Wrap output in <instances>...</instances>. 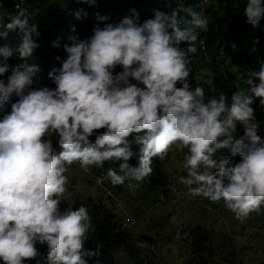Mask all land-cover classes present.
Instances as JSON below:
<instances>
[{"label":"clouds","instance_id":"1","mask_svg":"<svg viewBox=\"0 0 264 264\" xmlns=\"http://www.w3.org/2000/svg\"><path fill=\"white\" fill-rule=\"evenodd\" d=\"M16 8L0 21V39L16 33L14 46L0 45V264H88L100 254L84 246L94 230L87 206L61 208L75 163L87 171L118 162L106 178L113 186L134 181L132 189L151 177L153 158L164 160L176 146L183 153L180 183L192 197L222 201L241 223L261 213L264 121L253 105L264 111V61L243 73L245 87L230 96L206 94L204 84L216 91L212 77L193 87L190 54L209 22L202 10L178 3L143 22L136 9L114 23L95 13L92 35H69L65 57H55L59 67L47 73L54 87L39 86L41 68L28 63L39 48L38 26L26 8ZM72 14L88 16L83 8ZM243 15L258 28L264 0H246ZM51 46L60 47L59 40ZM14 55L23 62L12 66ZM221 150L230 156L218 157Z\"/></svg>","mask_w":264,"mask_h":264},{"label":"rangeland","instance_id":"2","mask_svg":"<svg viewBox=\"0 0 264 264\" xmlns=\"http://www.w3.org/2000/svg\"><path fill=\"white\" fill-rule=\"evenodd\" d=\"M54 2L60 8L63 5L62 0ZM26 14L35 20L36 10ZM126 15L129 10L122 7L116 17ZM42 28L52 30L53 18L46 17ZM220 57L214 72L199 67L191 80L195 87L212 77L215 93L203 85L208 96L221 92L230 96L240 83L245 85L246 77L238 75L237 66L230 60L220 63ZM259 59L264 61V56ZM253 107L257 120L262 121L258 102ZM242 134L238 129L237 138ZM52 140L55 145V138ZM217 156L230 154L221 150ZM182 165L183 153L174 146L163 163L165 185L161 191H152L148 178L132 189L128 184L134 181L113 186L106 178V170L112 167L107 162L87 171L78 163L68 169V191L61 208L69 203L76 208L85 204L92 225L102 228L100 233L106 238L105 250L90 264H264V219L253 212L241 223L222 201L192 197L180 183L185 175Z\"/></svg>","mask_w":264,"mask_h":264},{"label":"trees","instance_id":"3","mask_svg":"<svg viewBox=\"0 0 264 264\" xmlns=\"http://www.w3.org/2000/svg\"><path fill=\"white\" fill-rule=\"evenodd\" d=\"M62 1L63 5L61 8L55 4L54 0L25 1V8L29 12L36 10V14H34L35 20L28 17L30 23L37 24L40 33L39 37L36 38L39 48L34 51L33 56L28 60V63H37L41 68V72L37 76L39 86L54 87L48 79L47 73L53 66L59 67V63L55 60L56 56H60L62 59L65 57L63 44L68 42L67 37L69 35H79L80 38L91 36L92 27L97 22L95 13L99 12L101 15H106V8L98 0L97 6L94 8L80 3L78 0ZM14 3L15 0H0V21L7 23V17L15 14L17 10H12ZM178 3L182 4L185 9L197 12L201 11L196 0H180V2L170 0L168 7H164L162 3H157L154 0H134V3L129 6L122 5V7L124 9L127 7L129 11L136 9L139 13L140 21L143 22L144 19L152 16L153 10L171 13ZM244 6L245 0H213V3L203 10V14L209 22L208 30L206 32H199V40L196 43L197 52L190 54L192 56L191 80L197 75L199 67L207 68L211 72H214L217 69L218 55H221L219 59L220 63L230 60L232 64L236 65L238 68L237 73L241 77H243V73L246 71L258 70V61L260 59L257 56H264V18L261 19L259 27L256 28L259 41L254 46L244 35L243 31L246 24L243 15ZM80 8H83L88 13V16L84 19L76 20L72 13ZM180 15L181 18H187L186 11L181 12ZM46 17L53 18V29L50 31L42 28L43 20ZM72 26H75V32L71 31ZM51 31L53 33L52 36ZM15 38L16 33H10L7 40L0 39V45L11 43L14 46ZM56 40H59L60 47L53 48L51 46L52 41ZM182 47H186V45H182ZM8 62L12 66H16L23 61L18 55H14ZM4 78L6 79V76ZM239 86L245 87L242 83ZM210 96L216 95L210 93ZM262 114V121H264V111ZM259 134L264 135V124H261ZM132 148L133 151H138L137 145L133 144ZM236 159L238 160L239 158L237 157ZM164 160L153 158V174L148 178L149 188L152 191H161L165 185L162 171ZM129 163L135 166L137 163L136 157L134 156L130 159ZM109 164L113 168L118 167V162L117 164ZM259 216L264 219V208H262ZM93 229V231L89 232V239L85 242L84 246L86 249L98 250L101 253L105 250L106 238L100 233L102 228L93 225ZM40 251L41 253H46V246H41ZM92 258L89 259L88 264H90ZM26 264H34V262L30 261L26 262Z\"/></svg>","mask_w":264,"mask_h":264},{"label":"built area","instance_id":"4","mask_svg":"<svg viewBox=\"0 0 264 264\" xmlns=\"http://www.w3.org/2000/svg\"><path fill=\"white\" fill-rule=\"evenodd\" d=\"M25 1L26 0H15L13 9L17 10L16 8L17 5L25 9L24 7ZM154 1L157 3H162L164 7H168L170 2V0H154ZM172 1L180 2V0H172ZM98 2L102 6H104V8H106V15L109 16L110 18L109 22L114 23L121 18V17H116V15L121 13L122 5L129 6L130 4L134 3V0H98ZM196 2L197 5L200 7V10L203 11L213 3V0H196ZM245 4H246V0H245ZM243 31H244V35L251 41L252 45L256 46L259 41L256 34V28H253L251 25L246 23L243 28ZM257 58L259 59V56H257Z\"/></svg>","mask_w":264,"mask_h":264}]
</instances>
